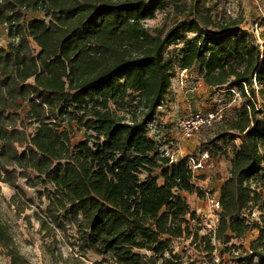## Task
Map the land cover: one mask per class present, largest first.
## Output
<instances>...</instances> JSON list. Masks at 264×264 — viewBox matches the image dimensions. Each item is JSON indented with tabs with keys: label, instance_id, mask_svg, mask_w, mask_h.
Returning a JSON list of instances; mask_svg holds the SVG:
<instances>
[{
	"label": "trees",
	"instance_id": "obj_1",
	"mask_svg": "<svg viewBox=\"0 0 264 264\" xmlns=\"http://www.w3.org/2000/svg\"><path fill=\"white\" fill-rule=\"evenodd\" d=\"M164 3L0 0V26L11 40L0 46V182L13 190L10 203L20 213L33 200L18 180L34 189L39 203L25 214L26 221L37 222L43 239L56 243L59 235L75 250L62 258L49 249L50 264H79L88 253L109 264H180L173 239L198 238L200 228L191 224L195 213L182 193L203 196L194 180L204 175L193 174L186 159L170 161L147 130L170 85L163 50L187 32L197 37L180 51L181 69L199 64L209 88L230 82L245 96L247 86L253 99L227 131L209 140L215 148L240 140L219 190L213 237L226 246L256 229L255 239L242 249L249 254L246 264L254 259L264 264V196L249 185L264 169V104L256 108L257 94L264 102V39L259 50L252 34L233 36L242 32L241 20L214 21L198 9L163 37H151L141 20ZM27 12H42L48 20L28 19ZM127 90L138 92L129 118L108 105L110 100L118 105ZM73 121L84 136L75 145ZM253 209L260 213L258 221L240 218ZM0 246L9 264H35L18 251L1 216ZM206 251H213L209 240Z\"/></svg>",
	"mask_w": 264,
	"mask_h": 264
},
{
	"label": "rangeland",
	"instance_id": "obj_2",
	"mask_svg": "<svg viewBox=\"0 0 264 264\" xmlns=\"http://www.w3.org/2000/svg\"><path fill=\"white\" fill-rule=\"evenodd\" d=\"M195 9L201 11L204 15L210 16L211 20H241L238 28L242 32H236L233 36L237 37L242 34H252L253 43L258 44L259 50H262L264 39V0H240L232 2L228 0H165L164 6L158 9L154 14L146 19L141 20V24L148 30L151 37H156L159 33L163 35L173 28L178 22L191 20L192 13ZM28 19H44L42 12L25 13ZM208 31V29H207ZM245 32V33H244ZM6 28L0 26V46L6 47L11 41L6 37ZM197 37L196 33L187 32L183 34V39L171 41L163 50V63L166 64L170 72V85L163 97L161 106L156 109L151 122H165L164 129L166 133L162 137L157 138V144L160 147L172 148L175 157H183L188 155H198L200 152L208 151L209 159L206 161L202 169L194 171L196 176L204 175V179H195V184L200 187L204 194L197 196L196 194H186V201L189 208L195 213V221H192V229L198 230V238L191 243V238L173 239L171 243L172 252L181 258L180 264H246L249 260V254H245L243 249H247L250 242L257 235L256 229L247 232L243 238L232 239L226 246L216 241L213 234L218 225V211L211 208L208 198L219 196V190L229 175L231 160L235 155V151L240 145V140L233 142H219L215 148L209 144V140L220 133L227 131L229 123L238 115L240 108L252 102L251 94L248 87L244 86L245 96H242L241 90L232 85L230 82L216 88H209L202 79L199 70V64H193L187 69L180 67V51L184 48L186 42ZM36 48V47H35ZM254 92L257 94L258 87L254 84ZM138 92L127 90L120 103L117 105L112 100L108 102L111 109L117 113L125 115L129 118L135 109V102ZM256 108L261 109L264 102L257 94ZM118 106L123 109L118 110ZM140 108L136 109V113L140 112ZM201 112H219L223 116L221 122H215L210 127L202 128L191 139L182 137L178 128V120L183 117L190 116L193 113ZM161 120V121H160ZM64 127L68 128L66 123ZM71 144L75 145L84 139L83 131L76 129V123H71ZM32 131V127L29 129ZM151 134H149L150 136ZM173 144V147L171 144ZM176 150V151H175ZM261 153L264 155V145L260 147ZM157 173V172H156ZM158 183H162L158 180ZM19 186L26 192L27 198L33 200L30 209L24 212H18L16 206L10 203L13 190L5 183L0 182V216L9 227L11 234L15 239L18 251L29 261L35 264H50V250L60 251L62 258L71 256L75 250L62 240L58 235V242H50L44 238L43 233L38 231L37 222L31 218L30 223L25 219V214H31L38 206V199L34 189H30L25 185L24 180H18ZM251 188H255L264 196V169L256 176L249 180ZM21 206L24 207L22 202ZM44 206V202L42 207ZM259 212L255 209L249 214L248 210L240 215L247 222L258 221ZM209 234L211 237L208 238ZM207 235L204 241L200 237ZM209 240L213 246L211 253L206 251V242ZM52 244V246H48ZM231 244L234 245L231 246ZM165 257H169L167 253ZM0 264H9V258L6 256L4 249L0 246ZM79 264H109L101 262V257L92 253H88L80 258ZM157 264H161L158 261ZM256 264V259L252 261Z\"/></svg>",
	"mask_w": 264,
	"mask_h": 264
},
{
	"label": "built area",
	"instance_id": "obj_3",
	"mask_svg": "<svg viewBox=\"0 0 264 264\" xmlns=\"http://www.w3.org/2000/svg\"><path fill=\"white\" fill-rule=\"evenodd\" d=\"M232 2H238L240 0H228ZM255 84V82H254ZM223 120V116L219 112H208L206 114H202L201 112H196L191 114L190 116L183 117L178 120V128L183 138L191 139L194 137L202 128L210 127L215 122H221ZM162 125L161 122L154 123L150 122L147 125L148 134H151L150 137L154 138L155 140L157 137L158 128ZM157 141V140H156ZM159 151L165 156L170 159V161H178L180 159H186L188 167L191 169L192 173L194 174L195 170L202 169L209 159V152L203 151L200 152L198 155H188L176 158L174 151L172 148L169 147H160ZM176 151V150H175ZM211 208L218 211L221 210V205L219 201V196L210 197L208 198Z\"/></svg>",
	"mask_w": 264,
	"mask_h": 264
},
{
	"label": "crops",
	"instance_id": "obj_4",
	"mask_svg": "<svg viewBox=\"0 0 264 264\" xmlns=\"http://www.w3.org/2000/svg\"><path fill=\"white\" fill-rule=\"evenodd\" d=\"M161 123H162V125L158 128V131H157V137L158 138L162 137V135H164L166 133V129H164L165 122L161 121ZM169 144H171V146L173 147L172 143H169Z\"/></svg>",
	"mask_w": 264,
	"mask_h": 264
}]
</instances>
